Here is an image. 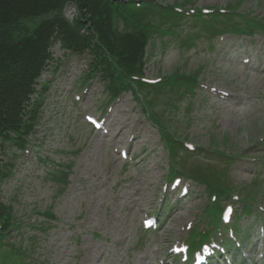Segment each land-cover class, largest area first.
Listing matches in <instances>:
<instances>
[{
  "label": "rangeland",
  "instance_id": "1",
  "mask_svg": "<svg viewBox=\"0 0 264 264\" xmlns=\"http://www.w3.org/2000/svg\"><path fill=\"white\" fill-rule=\"evenodd\" d=\"M158 2L171 8L178 3L186 15L172 25L173 20L147 12L145 24L138 26L171 31L154 35L147 50L143 78L158 88L148 93L139 86L140 98L128 90L107 101L108 81L100 73L89 81L85 75L92 54L66 53L57 44L53 55L61 67L52 64L41 77L52 86L30 145L0 153L11 163L0 196L14 208L16 220L5 239L28 251L29 264H184L186 254L176 256L172 249L189 243L191 233L210 229L214 240L227 244L230 228L237 234V227L249 237L230 256L233 264H264V33L258 30L264 28V0ZM230 6L236 10H221ZM192 8L200 10L199 19L192 18ZM67 13L74 16L72 5ZM212 15L219 20L234 15L240 23L252 16L259 20L252 36L246 31L214 35L208 30H220L223 22H214ZM121 29L114 36L120 45L130 44L124 35L133 28ZM180 74L197 76L192 90L183 82L163 86L166 78ZM92 119H101V129ZM118 120L128 127L124 135L114 127ZM132 128L142 138L133 141ZM117 136L124 145L133 141L130 148L118 153ZM174 137L176 144L185 140L192 147L183 143L186 149L178 154L170 145ZM98 140L103 146L96 147ZM195 175H221L234 186L223 207L232 203L235 215L242 197L255 191L249 194L252 211L226 225L227 232L223 225H207L212 200ZM174 177L183 181L173 190ZM185 188L190 192L182 197ZM152 216L158 225L148 230L145 220ZM14 255L1 246L0 264H24Z\"/></svg>",
  "mask_w": 264,
  "mask_h": 264
},
{
  "label": "trees",
  "instance_id": "2",
  "mask_svg": "<svg viewBox=\"0 0 264 264\" xmlns=\"http://www.w3.org/2000/svg\"><path fill=\"white\" fill-rule=\"evenodd\" d=\"M129 0H0V151L15 144L26 148L30 144V135L40 123L43 113L45 96L51 90L52 82L39 84L42 72L53 63L52 49L60 42L67 51L82 55L85 50L92 54V63L87 79L100 73L108 81L107 101L117 100L120 94L131 90L136 96L141 86L148 93L156 84H146L142 81L144 65H147L148 47L154 35L171 33L170 30H141L138 26L145 24L147 12L158 15L163 20H173L172 25L180 20L183 14L171 7H160L146 0L141 7L135 1ZM178 3H175L177 5ZM75 9L76 16L69 21L64 11L67 7ZM230 8L234 11L233 6ZM250 16V15H247ZM200 17V16H199ZM199 17H197L199 19ZM214 22H223V28L209 32L242 33L245 30L235 24V16L218 19L211 16ZM244 18V17H243ZM245 20V19H244ZM257 17L247 22L249 28L256 24ZM206 21V20H205ZM171 22V21H170ZM207 22V21H206ZM210 22V21H209ZM213 24V22H210ZM121 25L130 26L135 31L125 33L130 44L120 45L114 33L121 34ZM240 25V24H239ZM214 26V25H213ZM264 30V28L262 29ZM252 30L251 33L252 34ZM143 36V39L141 38ZM153 46V45H152ZM140 66V67H139ZM53 68V67H52ZM58 71V67H54ZM165 85H175L177 82L186 85L197 83V76H169ZM175 81V83H172ZM161 85V84H159ZM40 86V90L38 87ZM149 89V90H148ZM37 94L38 97L32 99ZM149 106V104H146ZM156 122L160 121L155 119ZM161 132L167 140L166 128L162 124ZM175 138V137H174ZM30 141V142H29ZM171 147L181 149L182 146L170 143ZM175 146V147H174ZM0 160V178L3 177V165ZM199 182H204L216 195L225 197L231 187L222 181L221 175L209 177L194 176ZM208 209V208H207ZM211 220L221 223L220 203L211 207ZM208 209V210H209ZM15 219L12 208L7 206L0 197V245L8 230L14 229ZM242 232V229H238ZM199 234V233H198ZM212 234L199 235V240H206ZM197 241H193L195 246ZM10 246H12L10 244ZM26 255V251L22 250Z\"/></svg>",
  "mask_w": 264,
  "mask_h": 264
},
{
  "label": "bare ground",
  "instance_id": "3",
  "mask_svg": "<svg viewBox=\"0 0 264 264\" xmlns=\"http://www.w3.org/2000/svg\"><path fill=\"white\" fill-rule=\"evenodd\" d=\"M216 95L217 96H220L221 95V92H219V91H217L216 92ZM229 95V94H228ZM224 96H225V94H224ZM225 97H227V96H225ZM225 97L223 98V99H225ZM116 120V119H115ZM113 121V120H112ZM116 122V121H115ZM114 127L118 130V133H121V134H123L124 135V133H125V130H126V128H128L127 127V125H126V123L124 124V123H120L119 122V120L116 122V124L114 125ZM129 127H130V125H129ZM131 131H132V138H133V141L134 140H139L140 138H142V134H139V132H136L137 130L135 129V128H132V129H130ZM136 130V131H135ZM115 131V130H114ZM109 133V132H108ZM112 135V134H111ZM110 134H108V135H106L107 137L108 136H111ZM118 135H120V134H118ZM121 137V136H120ZM100 138V137H99ZM112 138V137H111ZM115 140H117L118 141V143H120L119 145L117 144V145H115L114 144V147H115V149L117 150V152L119 153V151L121 150V148H130V145L132 144V142H129L128 144H123V142H122V140H120V138L117 136V137H113ZM103 139V138H102ZM114 139H110L109 141H111V142H114L113 140ZM125 139V138H124ZM106 140V139H105ZM108 141V142H109ZM105 142V141H104ZM137 142V141H136ZM122 143V144H121ZM102 144H104L103 142H101L100 140H98L97 141V145H96V147H98L99 145H101V146H103ZM111 144V143H110ZM133 147V146H132ZM124 150V149H123ZM122 150V151H123ZM133 151V150H132ZM173 190L175 189V187L174 188H172ZM225 221H227V220H225ZM224 221V222H225Z\"/></svg>",
  "mask_w": 264,
  "mask_h": 264
},
{
  "label": "clouds",
  "instance_id": "4",
  "mask_svg": "<svg viewBox=\"0 0 264 264\" xmlns=\"http://www.w3.org/2000/svg\"><path fill=\"white\" fill-rule=\"evenodd\" d=\"M139 1H141L140 3H141V5L143 4V3H145V1L146 0H139ZM149 1H151V0H149ZM154 4L156 3V4H160L159 2H158V0H153L152 1ZM175 5V3H173V5L172 6H174ZM71 8V5H70V7H67L66 8V10L64 11V13H65V15H66V18L69 20V21H71L75 16H76V12H75V9L73 8V13H74V16H72V17H70V16H68L67 14V11L69 10ZM70 18V19H69ZM237 19V18H236ZM238 20V19H237ZM241 20H242V18H241ZM240 20V21H241ZM239 21V20H238ZM244 24H246V22L245 21H243L241 24H240V26H242V25H244ZM243 27V26H242ZM60 45L63 49H64V51L66 52V53H74V54H77L76 52H74V51H67L62 45H61V43L60 42H57L56 44H54V47L56 46V45ZM53 47V48H54ZM86 52H88L87 50H85V52L83 53V54H85ZM82 54V55H83ZM77 55H80V54H77ZM52 56H54L53 55V49H52ZM54 58L55 59H57L55 56H54ZM57 61H59V60H57ZM41 77H42V75H41ZM40 77V80H39V84H41L42 82H45L44 80H42V78ZM46 80V79H45ZM38 89L40 90L41 88H40V86L38 87ZM106 96V92H104V97ZM34 97H35V95H33L32 96V99H34ZM113 101V100H112ZM44 108V107H43ZM148 108H149V106H148ZM43 110V109H42ZM41 115H42V111H41V114H40V118H41ZM40 120V119H39ZM41 121V120H40ZM173 140H174V142L176 141V137L175 138H173ZM165 141H166V139H165ZM185 142V140H182L181 141V143L180 144H178V145H180V146H182L183 145V143ZM175 143H179V140H178V138H177V141L175 142ZM175 147V146H174ZM17 148V147H16ZM182 149H183V146H182ZM9 172H4V174H3V177H1L0 178V181L3 179V178H6V177H8V176H10L9 174H8ZM250 192V191H249ZM252 192V191H251ZM1 197V196H0ZM2 198V201L5 203V204H7V206H9V207H11V205L10 204H8V203H6L5 201H4V199H3V197H1ZM12 208V207H11ZM12 213H13V215H14V208H12ZM6 256V255H5Z\"/></svg>",
  "mask_w": 264,
  "mask_h": 264
}]
</instances>
